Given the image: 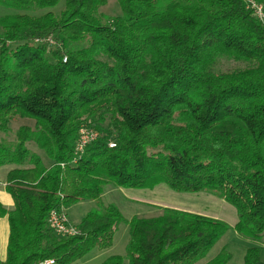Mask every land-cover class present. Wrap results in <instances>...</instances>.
Returning a JSON list of instances; mask_svg holds the SVG:
<instances>
[{"label":"trees","instance_id":"1","mask_svg":"<svg viewBox=\"0 0 264 264\" xmlns=\"http://www.w3.org/2000/svg\"><path fill=\"white\" fill-rule=\"evenodd\" d=\"M0 0L18 10L0 16V131L15 117V139H0L6 258L0 264H70L112 245L118 207L105 205L106 185L180 193L208 192L232 205L234 230L264 236V17L249 0H117L121 13L102 21L106 0ZM264 6V0H252ZM52 36L54 47L36 44ZM15 43L14 46L10 44ZM71 43L78 45L71 47ZM245 66L216 71L219 56ZM104 122H107L104 124ZM97 135L75 154L79 128ZM32 143L48 158L45 164ZM109 143H114L109 146ZM76 160L75 163L72 161ZM94 200L77 232L57 236L52 209ZM125 255L100 264H195L228 230L226 222L176 208L133 216ZM246 248L243 264H264ZM222 248L206 264H227Z\"/></svg>","mask_w":264,"mask_h":264},{"label":"rangeland","instance_id":"2","mask_svg":"<svg viewBox=\"0 0 264 264\" xmlns=\"http://www.w3.org/2000/svg\"><path fill=\"white\" fill-rule=\"evenodd\" d=\"M170 1L195 0H155V6L156 8L160 9ZM62 5L63 0H61L58 5L53 7L51 10L54 13H58V11L62 8ZM22 12L38 15L45 12V10H18L16 8L0 4V16ZM98 12L101 15L103 21L107 18L119 15L121 13V8L117 0H106V3L99 8ZM1 33L2 29L0 27V34ZM14 45L15 43L10 44V46ZM76 45L78 44L71 43L70 46L74 47ZM242 66H245V63L236 61L228 55H221L216 61L214 70L226 71ZM106 123L107 122H104V124ZM22 124H27L32 127L33 120L21 117L12 118L9 121L8 130L5 132L0 131V139L13 141L15 139V130ZM28 147L32 151H38V153L41 154L44 163L48 164V158H46L44 153L38 150L34 144L30 143ZM12 166L16 165L11 164L10 167ZM6 168L7 165L1 166L0 173L3 170L6 171ZM4 176L5 174L3 175V179L5 178ZM3 179H0L1 183L3 182ZM101 202L103 205L107 203L116 205L126 221H123L117 225L113 235L112 245L109 248H93L84 256L70 264H100L106 257L110 255H125L128 241L127 221H129L133 216L149 217L159 215L162 213L164 207L200 213L220 219L228 224V230L211 247L205 257L195 264H206V262L214 257L222 248H225L231 254V258L227 264H243V257L246 248L255 244L261 246V259H264V236H262L259 242H255L249 238L239 235L233 228L237 222V213L235 208L215 194L208 192L180 193L170 190L163 184L156 185L150 189L121 188L115 187L113 185H106L101 196ZM97 207L98 203L94 200H81L67 207L65 210L69 221L72 224L77 225L81 218L88 211ZM122 264H127V260H124Z\"/></svg>","mask_w":264,"mask_h":264},{"label":"built area","instance_id":"3","mask_svg":"<svg viewBox=\"0 0 264 264\" xmlns=\"http://www.w3.org/2000/svg\"><path fill=\"white\" fill-rule=\"evenodd\" d=\"M250 6L255 10V13L260 18L264 17V6L256 4L254 1L249 0ZM34 42L37 44H47L48 46L54 47L56 45L55 40L52 36L47 37H39L35 38ZM97 133L93 129L81 125L79 128V137L75 143V154L79 155L82 153L83 148L95 139ZM109 146H113L114 143H109ZM76 160L72 161V163H75ZM47 224L51 228V230L57 235V236H70L75 234L77 230V226L72 224L68 217L66 210L64 208L60 209H52L50 210L48 217H47ZM39 264H56L54 259L52 258H45L42 261L39 262Z\"/></svg>","mask_w":264,"mask_h":264},{"label":"crops","instance_id":"4","mask_svg":"<svg viewBox=\"0 0 264 264\" xmlns=\"http://www.w3.org/2000/svg\"><path fill=\"white\" fill-rule=\"evenodd\" d=\"M12 168L10 165H7L6 171L3 170L0 174V179H3V175L7 173V171ZM5 177V176H4ZM4 180L0 182V202L7 209L11 210L13 208V200L9 193H7L4 189ZM7 237H8V220L7 216H3L0 218V260L3 261L6 258V245H7Z\"/></svg>","mask_w":264,"mask_h":264}]
</instances>
